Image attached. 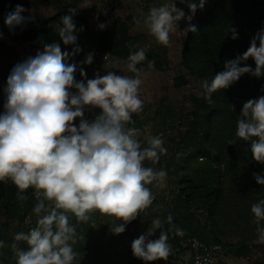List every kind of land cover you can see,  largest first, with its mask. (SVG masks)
Masks as SVG:
<instances>
[{"label":"clouds","instance_id":"obj_1","mask_svg":"<svg viewBox=\"0 0 264 264\" xmlns=\"http://www.w3.org/2000/svg\"><path fill=\"white\" fill-rule=\"evenodd\" d=\"M205 2L199 0L197 5L195 0H188L187 16L182 8L168 2L151 7L147 15L133 16V20L137 25L143 23L155 43L167 47L181 20L189 22L181 31L185 36L198 31L190 22ZM87 7V2L68 7L53 25L59 41L73 46L71 52L62 50L57 41L43 42L41 38L42 50L15 65L7 78L4 112L0 114V182L11 181L19 201L32 189L36 200L33 212L38 218L35 227L14 236L10 247L16 264H75L78 236L70 216L77 223L92 221L96 213L110 217V231L119 235L153 204L155 195L149 185L159 186L167 176L163 169L145 166V161L155 165L167 154L162 136L150 135L147 146H142L141 129L133 126V114L142 113L144 106L140 95L143 70L137 65L147 61L149 68L155 66V61L147 58V48L129 45L126 61L106 54V74L97 72L91 79L80 65L65 63L82 51L77 41L84 29L77 28L74 17ZM24 11L18 6L7 15L5 24L10 30L34 19L24 17ZM98 27L103 30L107 25L100 23ZM228 32L233 40L238 38L235 28L230 26ZM249 58L255 62L254 69L240 66ZM93 59L94 54L89 53L81 64L91 65ZM121 63H126L127 71L134 75L113 71ZM244 74L264 76V29L255 34L247 51L225 61L223 71L204 81V98L213 103V93L228 89ZM85 108H98L100 114L89 121ZM77 119L78 126L74 124ZM235 136L250 142L252 158L264 164V95L243 104ZM253 175L256 183L264 186V175ZM250 210L256 225L253 244L264 245V199L252 204ZM166 220L167 228L160 218H154L147 232L132 241L136 258L145 262L168 259L172 253L170 234L183 236L184 232L173 224L171 215ZM157 230L159 237L149 239ZM18 242L27 248L18 247ZM5 246L0 241V248Z\"/></svg>","mask_w":264,"mask_h":264},{"label":"trees","instance_id":"obj_2","mask_svg":"<svg viewBox=\"0 0 264 264\" xmlns=\"http://www.w3.org/2000/svg\"><path fill=\"white\" fill-rule=\"evenodd\" d=\"M39 1L52 7L56 14L51 18L27 20L11 30L5 24L7 15L14 12L18 6L25 9L22 13L24 17H33L30 9ZM84 1L0 0V32L16 36L30 48H42L41 38L43 42L57 41L61 46H66L59 41L58 35L53 31V25L67 13L68 7H79ZM195 2L199 5V0ZM175 4L185 11L186 16L189 14L188 0ZM74 20L78 29L81 26L84 29L78 33L79 37L88 30L87 10H79ZM190 23L195 25L198 31L189 32L184 36L180 65L186 75L199 79L203 85L204 81H211L216 73L224 70L225 61L235 59L247 51L255 34L264 29V0H206L203 9L198 7ZM188 25L186 19L179 22L181 30ZM230 26L237 30L238 38L235 40L231 38L232 33L228 32ZM141 39L140 35L129 34L126 23L116 22L111 28L95 34L94 49L126 61L130 51L129 45H137ZM146 55L148 60H154L156 57L155 52ZM245 64L255 68L252 58L241 62L240 66ZM175 81L176 88L186 83L185 77L182 76ZM261 95H264V76L257 78L244 74L228 89L213 93V103H208L204 98L202 86L200 97H190L191 110L187 114L186 127L182 132L179 113L167 105L154 108L143 106L146 115L141 121H137V115L133 114V126L141 131L149 119L166 130H173L175 127L177 137L174 139L169 158H163L157 163H163L162 169L175 184L174 210L170 208L168 196L158 204L157 196L152 191L155 195L153 204L128 223L125 231L121 233L127 246L130 245L128 251L132 253V241L147 232L154 218H160L167 228L166 218L171 215L173 224L184 232L183 236L170 234L168 242L171 246L176 243L184 245L186 238L195 237L208 245H219L221 253L227 256L250 258L251 245L240 241L234 244L220 242V219L230 210L243 219H254L251 205L264 199V186L257 184L253 175H264V164L257 163L252 158L250 142L239 140L235 136L236 119L243 104ZM85 113L93 115L94 119L95 115L100 114V109L85 108ZM174 118L173 127L167 126ZM139 139L141 140V136ZM229 141L235 143L229 144ZM200 157L203 159L198 161ZM145 165L151 166L147 162ZM224 186L228 190L227 196H223ZM149 187L153 189V185ZM32 193V189L27 190L26 199L19 201L16 198V186L11 181L0 182V241L6 244L0 248V264H16L10 247L15 234L29 231L31 227L36 226L37 220L33 224L24 225L36 204ZM70 223L75 225L71 216ZM119 223L121 221L117 224ZM75 227L78 242L74 245V250L79 254L75 264H92L103 249H106L105 253L111 263L114 252L111 247L106 248L109 244L107 241L118 235L110 231V226L104 220L93 218L92 221ZM159 231L149 239H157ZM18 247L27 248V245L18 242ZM184 247L187 249L185 245ZM133 264H160V261L145 262L133 255ZM249 264H264V259H256Z\"/></svg>","mask_w":264,"mask_h":264},{"label":"rangeland","instance_id":"obj_3","mask_svg":"<svg viewBox=\"0 0 264 264\" xmlns=\"http://www.w3.org/2000/svg\"><path fill=\"white\" fill-rule=\"evenodd\" d=\"M85 2L91 6V8H84L88 11V17L93 15L95 11H98L101 19L105 22L108 21L113 25H115L116 22L126 23L131 32L130 34L142 36V39L137 45L141 47L149 46L148 48L146 47V54L155 52L156 57L152 60L155 61V66L153 68L148 67L147 61L139 64L140 67H138L143 70L142 79L144 83L141 85L140 89L141 98L144 101V106L148 108L167 105L179 113L182 121L180 132H182V129L186 127L187 114L191 110L190 97H200L202 95L203 86L199 79L186 75L180 65V51L185 36L181 32L183 30L178 27L177 31L170 35V45L165 47L154 42L153 37L148 34V31L142 22L137 25L133 20V16L139 18L142 15H147L149 9L153 6H161L168 2L179 3L181 0H85L84 3ZM30 10L34 18H51L56 14V11L46 3H43V1H39L38 4ZM93 46L95 47V43L93 44L92 41H89L87 47L89 50L86 49V52L90 51ZM20 52L23 53L24 50H21ZM103 64L104 62H98L95 60L92 62V65H96L98 70L100 69L102 73L106 74ZM117 74L128 76L134 75L127 71V67H120L117 70ZM181 76L185 77L186 83L183 86L176 88L174 82H176L175 80L178 81V78ZM1 96L3 97L4 94ZM174 121L175 118L172 122H168L167 126L173 127ZM74 122L76 126L79 125V119ZM141 133L142 146L146 144V137L150 135L162 136L164 146L167 148V154L162 155L160 160L163 158H169L174 139L177 137L175 127H173V130H166L159 124L152 123V121L148 119ZM145 162L150 163L149 161ZM174 187V182L166 176L165 180L161 182L159 186L153 184L152 189L154 194L158 196L160 204L164 201V198L168 196L171 210H174ZM227 194V187L224 186L223 196H227ZM32 214V218L27 219L24 222L25 226L33 224L38 219L34 212ZM71 217L72 222H74L76 226L81 225V223H77L74 216ZM93 218L104 220L109 226V223L112 222V218L101 216L99 213L94 214ZM116 223H118V221ZM220 226L222 230L220 242L222 244H234L240 241L241 243L251 245L252 253L249 259H240L230 255L224 258V254L221 253L217 257V262L219 264H249V262L253 260L264 259V245L253 244V240L256 238V225L253 223V219H243L241 216L237 215L235 211L230 210L225 212L221 217ZM107 243L109 244L107 245ZM107 243L106 248L111 247L114 252L113 259L110 263L108 254L105 253L106 249H103L100 256L97 257V262L99 264H133V253L128 251L130 245L128 244V246H126L127 243L123 234L118 235V237H112ZM185 250L186 249L182 243L173 244L171 255L166 261L159 260L160 264H185Z\"/></svg>","mask_w":264,"mask_h":264},{"label":"crops","instance_id":"obj_4","mask_svg":"<svg viewBox=\"0 0 264 264\" xmlns=\"http://www.w3.org/2000/svg\"><path fill=\"white\" fill-rule=\"evenodd\" d=\"M35 6L36 5H34V7ZM90 8H91V6H90ZM31 9H33V7ZM30 12H31V10H30ZM87 13H88V11H87ZM100 23L106 24L107 27L105 29L101 30L98 27V25ZM111 25H113V24L112 23L110 24V22H108V21H106V22L103 21V19H101L99 12L95 11L93 15L88 17V30H87V32L81 33L80 36L78 37L77 43H78L79 47L82 49V51L78 54L72 55L69 58H67L65 60V63H68V64L76 63L77 65H80L86 71L87 78H89V79L94 78V76L97 72L100 75H104V73H102L100 69L98 70L96 68V65H92V64L91 65H83V64H81V62L85 59L87 54L92 53L95 50L94 46H93V48L90 49V51L86 52V49H88L87 48L88 42L92 41L94 44L95 43V34L111 28L112 27ZM130 33L131 32L129 30V34ZM0 34H2V35H0V114H2L4 112V103L6 101L5 88L7 85V78L10 75L11 70L13 69V67L15 65L23 62L28 57L35 56L36 52L38 50H42V48H39V47L38 48H30L27 45L20 42L19 39L12 34H3L1 32H0ZM130 35H134V34H130ZM72 47L73 46H71V45L61 46L62 50L68 51V52H71ZM21 50H24V52L21 53L20 52ZM94 60L98 61L94 58L93 62H94ZM98 62H100V61H98ZM120 67L121 68L126 67V63H121L119 68ZM119 68L114 69L113 71H116V73H117V70ZM76 79L77 80L80 79L79 71H77ZM2 94H4L3 97L1 96ZM97 115H99V114H97ZM85 117L89 121L93 120V115H90V114L88 115L87 113H85ZM74 124H75V122H74ZM157 201H159L158 196H157ZM158 204H160V202H158ZM32 216H33V214H30L28 218L30 219V218H32ZM223 257L225 258V257H227V255L224 254ZM188 259H189V252L186 249L184 252L185 264L188 263Z\"/></svg>","mask_w":264,"mask_h":264},{"label":"built area","instance_id":"obj_5","mask_svg":"<svg viewBox=\"0 0 264 264\" xmlns=\"http://www.w3.org/2000/svg\"><path fill=\"white\" fill-rule=\"evenodd\" d=\"M147 48L149 46H146ZM94 54V58L100 62H104L103 57L106 55L105 53L98 52L94 50L92 52ZM146 115V111H142L139 115H137L136 120L141 121L143 117ZM203 158H198V161H201ZM147 166V165H145ZM156 169H162L163 163L160 165L155 164L151 165ZM85 224V223H81ZM184 245L187 247L189 252V259L187 264H197V259L199 258L200 264H219L217 262V257L221 254V249L219 245H208L204 242H201L195 237L186 238L184 240ZM127 246V245H126ZM251 249V247H250ZM92 264H99L97 260H95Z\"/></svg>","mask_w":264,"mask_h":264}]
</instances>
